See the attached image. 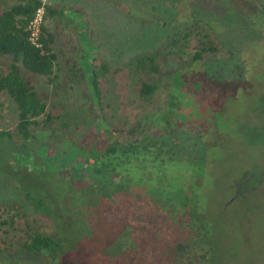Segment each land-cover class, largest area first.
<instances>
[{
  "label": "rangeland",
  "instance_id": "rangeland-1",
  "mask_svg": "<svg viewBox=\"0 0 264 264\" xmlns=\"http://www.w3.org/2000/svg\"><path fill=\"white\" fill-rule=\"evenodd\" d=\"M257 1L44 0L67 10L65 17L47 21L55 36L54 82L31 77L46 112L59 119L33 129L23 152L6 149L20 140H0V167L24 173H0V217L14 227L0 264H46V255L27 256L20 250L32 232L63 239V253L49 264L148 259L131 253L121 258L120 248L133 249L130 238L121 240L129 225L119 232L107 203L89 186L91 172L84 162L110 142L105 121L124 125L157 112L160 124L168 122L165 127L178 132L183 144L160 155L161 166L151 171L153 177L161 174L154 193L164 203L172 198L163 196L174 191L198 197L186 210L195 203L209 232L213 263L264 264V9ZM195 21L206 22L211 38L232 50L235 59H219L204 73L195 65L170 73L175 64L162 60L163 74L148 78L158 86L153 103L138 101L133 61L163 49L173 37L182 42ZM182 44L178 63L189 61L196 41L191 37ZM8 62L7 57L0 61L3 71ZM242 63L246 73L231 82L237 80L232 66ZM91 71L99 81L98 96L88 87ZM16 122L13 102L2 95L0 131H13ZM125 169L142 179L143 189L151 183L134 165ZM26 196L40 200V207L34 209Z\"/></svg>",
  "mask_w": 264,
  "mask_h": 264
},
{
  "label": "trees",
  "instance_id": "trees-1",
  "mask_svg": "<svg viewBox=\"0 0 264 264\" xmlns=\"http://www.w3.org/2000/svg\"><path fill=\"white\" fill-rule=\"evenodd\" d=\"M257 3L264 9V0H258ZM39 9H43L44 23L39 26L36 44H33L30 40L32 39L30 24L36 18ZM66 10L43 5L41 0H0V61L5 57L9 58L6 71L0 67V97L5 95L13 102L17 118L13 131H0V140L12 138L20 140L10 142L6 148L15 153L29 148L33 129L42 130L59 119L46 112V104L36 91L31 76L45 77L49 83L54 82L53 69L57 61V55L53 51L55 36L48 29L47 21L65 17ZM80 10L75 9L72 12L78 13ZM191 37L196 41L192 48L193 54L188 62L182 60V63H178L185 46L182 42ZM182 38L183 41L179 42L173 37L169 45L163 49L151 50L133 61L132 71L138 79L136 86L138 101L153 103L158 86L155 81H149L148 78L159 76L162 73V64L166 61L175 64L170 73L193 65L204 73L206 67H212L219 59L227 63L235 59L232 50H224L214 38H211L204 21L193 22ZM79 70L82 73L83 69ZM245 73L246 64H234L232 75L237 80L231 81L227 77L226 79L236 83ZM90 77L88 87L98 96L99 81L94 71H91ZM216 78L218 79L217 72ZM157 114L146 113L124 125L104 120L112 138L103 151L94 154L90 152L89 158L84 162L91 172L89 186L100 193L101 198L107 203L111 215L117 220L119 232L129 225V230L124 229L121 234V240L127 241L130 238L133 249L124 251L120 248L121 258L127 253L150 256L138 262L132 260L130 264H217L213 263L215 260L209 254L212 251L211 241L208 239L209 232L201 220L197 207H194L195 203L191 210H186L198 197L193 195L194 198L190 199L188 193L174 191L163 196L172 198L164 203L158 192L154 193V184L161 182V174L157 172L153 177L151 171L161 166L158 162L160 155L170 152L173 148L178 149L183 144L181 140L179 142L177 140L178 132L165 127L169 126L168 122L160 124ZM177 142L181 145L176 147ZM129 164L141 170L143 177L151 181L145 187L146 195L142 193L145 192L142 179L132 176L125 169ZM0 173L8 176L24 174L10 168L9 165L5 168L0 167ZM26 200L34 209L41 205L40 200L30 201L27 196ZM13 208L18 209V206L15 205ZM13 228L12 223L8 224L0 217V233L3 234L0 236V253L7 252L10 244L8 236ZM108 237L111 240L114 238L110 235ZM19 247L27 256L46 255L44 256L47 258L46 264H49L63 253V239L59 234L53 237L42 232H32L26 234Z\"/></svg>",
  "mask_w": 264,
  "mask_h": 264
},
{
  "label": "built area",
  "instance_id": "built-area-1",
  "mask_svg": "<svg viewBox=\"0 0 264 264\" xmlns=\"http://www.w3.org/2000/svg\"><path fill=\"white\" fill-rule=\"evenodd\" d=\"M43 5H45L44 3V0H41ZM44 15L43 13V9H39L37 11V14H36V18L34 19V21L30 24V28L32 30V39L31 42L33 44H36V36H37V33H38V29H39V26L41 25V20H42V16Z\"/></svg>",
  "mask_w": 264,
  "mask_h": 264
}]
</instances>
